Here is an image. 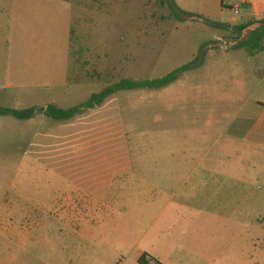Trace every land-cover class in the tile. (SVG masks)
Instances as JSON below:
<instances>
[{
    "label": "rangeland",
    "instance_id": "1",
    "mask_svg": "<svg viewBox=\"0 0 264 264\" xmlns=\"http://www.w3.org/2000/svg\"><path fill=\"white\" fill-rule=\"evenodd\" d=\"M242 1L175 0L226 31L177 20L166 0H0V106L70 109L207 51L201 68L169 86L121 92L71 121L0 117V264H70L66 249L191 246L176 204L191 191L180 185L212 160L260 166L241 151L264 129V51L233 50L251 35L233 29L264 20V7ZM101 181L113 186L104 197L85 189ZM97 195L101 204L84 202ZM245 223H233L231 254L217 264H264L255 249L264 224L248 222L246 237Z\"/></svg>",
    "mask_w": 264,
    "mask_h": 264
},
{
    "label": "crops",
    "instance_id": "2",
    "mask_svg": "<svg viewBox=\"0 0 264 264\" xmlns=\"http://www.w3.org/2000/svg\"><path fill=\"white\" fill-rule=\"evenodd\" d=\"M247 3L253 6L256 13L263 11L262 0L242 1V4ZM199 11L208 15L212 13V10L206 7H202ZM245 132L247 133L249 130ZM243 143L242 145L246 149L241 151L242 158H257L260 166L256 168L241 166L239 168L228 164L227 161L212 160L210 161L212 165H203L197 168L199 176L189 188L186 182L180 185L178 190L191 191L185 192L182 201L176 203L177 207L181 209L178 211V216L186 222H183L184 230L181 238L185 242L191 243L189 248L66 249L69 255L68 262L70 264H141L139 260L144 255L160 264H217L222 258V261L225 262V255L227 252L229 255L231 254L233 238L236 237L232 230L234 222H238V220L246 222L244 224L246 237H248L250 229L248 222L264 224V129L257 133L255 144ZM219 153L220 156H214V158L222 157L223 153L224 158H228L227 152ZM198 157L207 158L208 156ZM253 181L257 183L255 187ZM84 185H88L85 189L97 188L96 193L100 192L103 197L104 191L113 187L104 181L85 183ZM210 186L213 188L207 190ZM98 196H92L84 202L87 205L97 206L103 199ZM234 203L239 206L240 215L237 213L239 210L235 212L231 210ZM217 207H224V210L220 212ZM66 218L73 220L76 215H66ZM262 229L264 238V228ZM217 238H220L219 249L217 248ZM246 244L248 245L249 242L247 241ZM255 249H257L258 257L264 255V239L255 245ZM253 258L254 256H251V259Z\"/></svg>",
    "mask_w": 264,
    "mask_h": 264
},
{
    "label": "trees",
    "instance_id": "3",
    "mask_svg": "<svg viewBox=\"0 0 264 264\" xmlns=\"http://www.w3.org/2000/svg\"><path fill=\"white\" fill-rule=\"evenodd\" d=\"M172 14L177 20H181L180 15L200 17L196 14L186 12L182 10L176 4L175 0H166ZM264 21V20H262ZM257 22V20H252L247 25H237L235 30L237 35L240 36V31L245 29ZM202 47L198 56L188 64L174 70L163 78L155 80H144L135 81L132 79H122L119 82L112 84L111 86L105 88L101 92L94 93L85 103L75 106L70 109L59 108L55 105H49L46 108H27V109H15L8 106H0V117H13L20 121H31L34 120L39 114L44 115L46 118L57 121V122H67L75 119L86 111L95 110L98 107L104 105V103L111 97L121 93L137 90H159L169 86L170 84L177 81L185 73L201 68L207 57V51ZM247 50L251 54L256 52L264 51V28L257 30L255 33L251 34L249 39L235 46L233 50ZM148 256H142L140 258L141 264H148Z\"/></svg>",
    "mask_w": 264,
    "mask_h": 264
},
{
    "label": "water",
    "instance_id": "4",
    "mask_svg": "<svg viewBox=\"0 0 264 264\" xmlns=\"http://www.w3.org/2000/svg\"><path fill=\"white\" fill-rule=\"evenodd\" d=\"M194 20H198L200 21L201 23H204L210 27H213V28H221V29H224L226 31H230L232 29V27L230 25H225V24H218V23H214L208 19H205V18H202V17H192ZM261 28H264V21H260V22H257L253 25H251L250 27L247 28V31L250 33V34H253L255 33L257 30L261 29Z\"/></svg>",
    "mask_w": 264,
    "mask_h": 264
},
{
    "label": "built area",
    "instance_id": "5",
    "mask_svg": "<svg viewBox=\"0 0 264 264\" xmlns=\"http://www.w3.org/2000/svg\"><path fill=\"white\" fill-rule=\"evenodd\" d=\"M148 264H160L158 261L148 258Z\"/></svg>",
    "mask_w": 264,
    "mask_h": 264
}]
</instances>
